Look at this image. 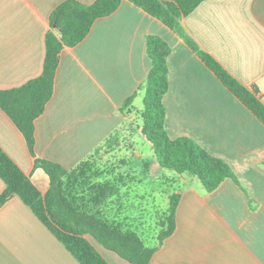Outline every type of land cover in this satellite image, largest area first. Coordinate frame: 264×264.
Returning a JSON list of instances; mask_svg holds the SVG:
<instances>
[{"label": "crops", "instance_id": "crops-1", "mask_svg": "<svg viewBox=\"0 0 264 264\" xmlns=\"http://www.w3.org/2000/svg\"><path fill=\"white\" fill-rule=\"evenodd\" d=\"M63 1L0 0V89L22 86L42 73L51 14ZM181 24L240 82L257 85L264 102V0H204ZM150 35L171 47L169 89L163 98L168 135L193 139L237 177L206 192L197 177L170 172L181 193L176 229L152 263L264 264V124L183 36L130 0L98 18L81 43L62 50L54 94L35 122L36 156L71 169L110 136L135 129L132 119L144 107L141 87L151 69ZM134 94L131 107L122 111ZM132 132L143 135L142 126ZM0 146L42 193L49 189L48 174L35 166L23 133L2 108ZM153 167L164 170L157 160ZM5 188L0 177V194ZM89 238L110 264H131ZM158 242L146 241L150 247ZM0 264L81 263L13 196L0 206Z\"/></svg>", "mask_w": 264, "mask_h": 264}, {"label": "trees", "instance_id": "trees-1", "mask_svg": "<svg viewBox=\"0 0 264 264\" xmlns=\"http://www.w3.org/2000/svg\"><path fill=\"white\" fill-rule=\"evenodd\" d=\"M123 0H95L87 4L79 0H64L57 5L50 18L51 29L46 34V56L42 73L24 85L0 89V108L23 133L35 166L43 168L50 179L49 189L42 191L11 156L0 146V177L6 184L0 194V206L13 196L20 197L48 229L60 240L81 264H110L89 237L116 252L131 264H153L152 257L164 239L176 229L180 192L169 196V205L161 221L158 245L150 247L131 221L134 193L131 182L121 173L98 177L105 172L92 164V156L101 147H112L117 134L110 136L88 159L66 169L59 163L36 156L35 122L44 113L54 94L55 78L62 50L81 43L91 32L98 18L115 12ZM169 28L185 38L188 45L220 81L264 124V102L257 85H244L214 56L206 52L181 24L204 0H130ZM171 47L158 35L147 37V52L151 69L144 85V107L136 115L142 133L152 144L161 168L187 177H197L206 192L216 190L235 173L221 158L211 155L193 139L171 138L165 128L166 107L163 98L169 89L167 58ZM136 94L126 99L122 111L131 107ZM141 181V180H140ZM128 221H130L128 223Z\"/></svg>", "mask_w": 264, "mask_h": 264}, {"label": "rangeland", "instance_id": "rangeland-1", "mask_svg": "<svg viewBox=\"0 0 264 264\" xmlns=\"http://www.w3.org/2000/svg\"><path fill=\"white\" fill-rule=\"evenodd\" d=\"M138 115L132 119V124L140 123ZM133 129L118 133L112 147H101L92 156V164L105 172L98 177L101 180L108 178L110 172H120L128 178L131 187L121 190L134 193L131 200L135 207L132 210V218L135 219L131 221L133 229L139 230L146 241H154L161 231L170 193L176 192L178 184L169 175L171 171L164 169L159 172L153 167L156 156L152 144L143 135L132 132Z\"/></svg>", "mask_w": 264, "mask_h": 264}]
</instances>
